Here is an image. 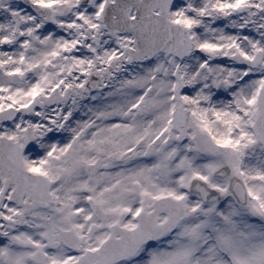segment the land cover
Instances as JSON below:
<instances>
[{
    "label": "snow or ice",
    "instance_id": "6c2138e0",
    "mask_svg": "<svg viewBox=\"0 0 264 264\" xmlns=\"http://www.w3.org/2000/svg\"><path fill=\"white\" fill-rule=\"evenodd\" d=\"M0 264H264V0H0Z\"/></svg>",
    "mask_w": 264,
    "mask_h": 264
}]
</instances>
